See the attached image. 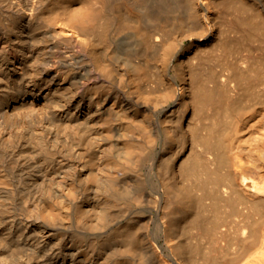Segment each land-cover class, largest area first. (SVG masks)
Returning <instances> with one entry per match:
<instances>
[{"label": "bare ground", "instance_id": "obj_1", "mask_svg": "<svg viewBox=\"0 0 264 264\" xmlns=\"http://www.w3.org/2000/svg\"><path fill=\"white\" fill-rule=\"evenodd\" d=\"M0 264H264V0H0Z\"/></svg>", "mask_w": 264, "mask_h": 264}, {"label": "rangeland", "instance_id": "obj_2", "mask_svg": "<svg viewBox=\"0 0 264 264\" xmlns=\"http://www.w3.org/2000/svg\"><path fill=\"white\" fill-rule=\"evenodd\" d=\"M231 58L234 60V59H237V56H232ZM187 124H188V126H189V124L191 125L190 122H189V123L187 122ZM188 148H189V149H188L187 152H186L187 154L191 152V146H190V145L188 146Z\"/></svg>", "mask_w": 264, "mask_h": 264}]
</instances>
